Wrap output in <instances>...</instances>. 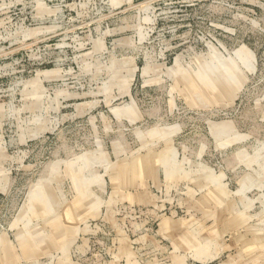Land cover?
<instances>
[{
    "label": "rangeland",
    "instance_id": "obj_1",
    "mask_svg": "<svg viewBox=\"0 0 264 264\" xmlns=\"http://www.w3.org/2000/svg\"><path fill=\"white\" fill-rule=\"evenodd\" d=\"M0 264H264V0H0Z\"/></svg>",
    "mask_w": 264,
    "mask_h": 264
}]
</instances>
